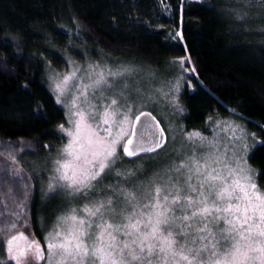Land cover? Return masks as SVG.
Instances as JSON below:
<instances>
[{"label":"trees","instance_id":"obj_1","mask_svg":"<svg viewBox=\"0 0 264 264\" xmlns=\"http://www.w3.org/2000/svg\"><path fill=\"white\" fill-rule=\"evenodd\" d=\"M260 6L256 0H0V147L20 145L21 161L39 163L66 145L60 127L66 128V113L47 86L46 70L66 69L67 55L82 61L102 53L155 67L188 58L195 74L182 93L185 127L207 132L213 118L243 122L260 141L249 163L264 188ZM32 171L25 209L39 235L43 192ZM2 235L0 264H12Z\"/></svg>","mask_w":264,"mask_h":264},{"label":"rangeland","instance_id":"obj_2","mask_svg":"<svg viewBox=\"0 0 264 264\" xmlns=\"http://www.w3.org/2000/svg\"><path fill=\"white\" fill-rule=\"evenodd\" d=\"M256 1L261 5L260 8H263L261 13L264 14V0ZM262 17L264 18V15ZM100 56L91 58L87 54L81 61L67 55L66 69H51L48 66L46 70L47 86L58 105L66 113L65 130L74 131V122L78 119L74 113L77 110L85 113L87 123L93 127L97 125L99 128L111 127L114 136L120 130V122L125 117L128 120L123 124L124 131L128 135H125L117 145L114 163L110 170L106 169L105 173L101 174L99 183L93 182L94 187L87 191L86 196L81 193H71L69 189L62 186L64 182L58 180L59 174L56 172L55 160L70 159L64 153L65 147L72 140L67 131H63L66 133V145L44 159H39V163L26 162L25 159L21 161L23 149L20 148L23 147L20 145H9L6 149L0 147V192L4 191L2 195L6 196L7 205H9L7 209H0V235L3 234L1 240L5 246L7 260L12 264H17L16 257H19V264H49L48 238L56 232H60L61 235L65 234V230L71 226V222H66L64 219L69 215L70 207L76 209L78 219H88L87 213L83 210L85 206L91 207L98 201L106 202L108 198L112 199V207L117 213L122 209L130 213L131 205L125 200L129 192L136 194L137 201L135 202L140 204L148 202L145 196L153 192L155 187L170 188L171 184L177 180L180 181L184 192H187L186 185H184L187 168L181 167L179 172L175 169L189 164L190 157H195L201 165L204 163L202 157L207 156L209 152L214 155L218 153L221 158L226 152L229 161H239L243 158L242 162L252 169L253 182L264 191V188L257 184V171L249 163V157L260 141L243 122L235 118H213L208 122L207 132L188 130L185 127L182 120L185 115L182 93L185 86H190L189 79L195 74L188 58L170 62L162 67H155L147 64H134L109 54L100 53ZM108 69L120 75L109 76L107 75ZM99 71L105 72L108 85L111 87L102 85L88 88L87 102H85V96L81 92V82L91 83V79H95V74ZM65 76L70 77L67 83L64 82ZM57 84L64 89L63 93L57 88ZM112 99L117 101L116 105L111 104ZM106 108L109 112L116 114V124L102 123L101 116ZM144 111L153 114L160 121L167 133L168 143L156 154L132 160L124 155L123 147L130 136L134 118ZM93 114L96 116L95 119L91 118ZM194 132L200 133V137L190 138V134ZM100 134L104 135L102 131ZM245 145H247L246 151ZM17 157L19 158L16 159ZM25 164L31 172L32 170L36 172L35 175H40L38 184L43 192L41 210L45 213L41 217L42 229L39 232L42 233L39 235L32 233L26 217L25 208L29 203L28 193L33 188L35 176L27 171ZM191 183L197 184L195 174H193ZM49 184L54 186L52 190L49 189ZM192 195L195 198V193ZM169 199L171 200V196ZM173 208L175 215L180 216L179 207L173 206ZM59 209H62L59 213L51 211L47 213L49 217L46 214V210L55 212ZM105 220L112 223L122 222L119 215L115 218L105 215ZM177 223L180 222L177 221ZM95 224L96 218H93V231H95ZM199 226L203 227V224ZM223 227L222 222L219 225L208 224V228L217 234V239H220L218 233ZM6 230L9 232L4 234ZM188 231V239L191 241L194 238V229H188ZM13 236L17 239L9 245ZM119 238L122 237L118 235ZM177 239L183 241L184 238L178 236ZM208 242L205 241V243ZM37 244L40 251L37 250ZM10 247L11 251H9ZM41 256L43 259L40 258ZM56 259L57 257H53V264Z\"/></svg>","mask_w":264,"mask_h":264},{"label":"snow or ice","instance_id":"obj_3","mask_svg":"<svg viewBox=\"0 0 264 264\" xmlns=\"http://www.w3.org/2000/svg\"><path fill=\"white\" fill-rule=\"evenodd\" d=\"M107 75L120 73L108 69ZM69 79L65 76L64 82ZM102 85H108L104 71L97 72L89 84L81 82L85 102L88 88ZM57 88L64 92L59 84ZM111 104L116 105L117 101L112 99ZM74 115L78 117L74 131L60 126L72 140L64 149L70 159H56V172L58 180L64 182L63 187L86 196L94 187L93 182L99 183L101 174L110 170L114 163L117 145L128 135L123 128L128 120L125 117L120 122V130L114 136L111 127L99 128L87 123L82 110ZM115 115L106 108L101 116L102 123L116 124ZM91 118L95 119V114ZM193 136L200 137V133H191L190 138ZM132 143L131 139L127 141V145ZM127 145L124 152L135 155L136 151ZM156 146H161L159 141ZM202 159L203 165L190 157L189 164L175 169L179 172L181 167L187 168L184 179L187 192L177 180L170 188L155 187L153 192L146 194L147 203L135 202L136 194L127 193L125 200L131 205L130 213L125 209L117 213L111 198L91 207L86 205L83 210L88 219H78L76 209L70 207L64 219L70 221L71 226L65 234L56 232L48 238L49 264H53V257H57L55 264H264V191L253 182L251 167L242 162L243 158L229 161L226 152L223 158L209 152ZM193 174L197 179L195 185L191 183ZM53 187L49 184L50 190ZM173 206L179 207L180 216L175 215ZM105 215L113 218L119 215L122 222H108ZM93 218H96L95 231L92 230ZM220 222L224 227L219 230L220 239H217L208 224L219 225ZM201 224L203 227L199 226ZM188 229H194L191 241ZM20 235L23 237V233ZM118 235L122 238L118 239ZM178 236L183 237V241L177 239ZM16 239L13 236L9 245ZM37 250L40 251L38 244ZM16 259L19 264V257Z\"/></svg>","mask_w":264,"mask_h":264},{"label":"water","instance_id":"obj_4","mask_svg":"<svg viewBox=\"0 0 264 264\" xmlns=\"http://www.w3.org/2000/svg\"><path fill=\"white\" fill-rule=\"evenodd\" d=\"M137 117H139V119H137ZM161 136L163 139H161ZM129 139L133 142L131 145H127ZM156 141H159L161 146L157 147ZM167 143L168 136L160 121L153 114L144 111L134 118L130 136L124 144V146L127 145L130 149H134L136 154L129 156L124 150L123 153L128 158L153 155L164 149ZM141 147L144 149L143 151L140 150Z\"/></svg>","mask_w":264,"mask_h":264}]
</instances>
